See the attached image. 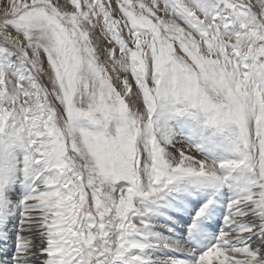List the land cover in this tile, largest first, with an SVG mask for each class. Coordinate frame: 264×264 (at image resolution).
<instances>
[{"label":"snow or ice","instance_id":"1","mask_svg":"<svg viewBox=\"0 0 264 264\" xmlns=\"http://www.w3.org/2000/svg\"><path fill=\"white\" fill-rule=\"evenodd\" d=\"M0 264H264V0H0Z\"/></svg>","mask_w":264,"mask_h":264},{"label":"bare ground","instance_id":"2","mask_svg":"<svg viewBox=\"0 0 264 264\" xmlns=\"http://www.w3.org/2000/svg\"><path fill=\"white\" fill-rule=\"evenodd\" d=\"M11 247H12V246H11V245H9V248H10V249H11ZM9 254H10V253H9Z\"/></svg>","mask_w":264,"mask_h":264},{"label":"rangeland","instance_id":"3","mask_svg":"<svg viewBox=\"0 0 264 264\" xmlns=\"http://www.w3.org/2000/svg\"><path fill=\"white\" fill-rule=\"evenodd\" d=\"M253 2H255V0H253Z\"/></svg>","mask_w":264,"mask_h":264}]
</instances>
